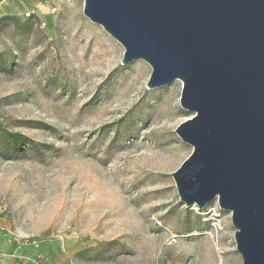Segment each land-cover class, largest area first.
Returning <instances> with one entry per match:
<instances>
[{"label":"rangeland","instance_id":"1","mask_svg":"<svg viewBox=\"0 0 264 264\" xmlns=\"http://www.w3.org/2000/svg\"><path fill=\"white\" fill-rule=\"evenodd\" d=\"M83 11L0 0V264H242L231 212L187 207L172 176L183 82L149 89Z\"/></svg>","mask_w":264,"mask_h":264},{"label":"water","instance_id":"2","mask_svg":"<svg viewBox=\"0 0 264 264\" xmlns=\"http://www.w3.org/2000/svg\"><path fill=\"white\" fill-rule=\"evenodd\" d=\"M84 14L152 67L149 89L183 82L193 147L172 173L181 202L230 211L242 264H264V0H84Z\"/></svg>","mask_w":264,"mask_h":264},{"label":"trees","instance_id":"3","mask_svg":"<svg viewBox=\"0 0 264 264\" xmlns=\"http://www.w3.org/2000/svg\"><path fill=\"white\" fill-rule=\"evenodd\" d=\"M3 19L5 18H0V21ZM8 138H9L11 145L14 148H20L28 142V137L18 132H15V133L10 132L8 134Z\"/></svg>","mask_w":264,"mask_h":264},{"label":"bare ground","instance_id":"4","mask_svg":"<svg viewBox=\"0 0 264 264\" xmlns=\"http://www.w3.org/2000/svg\"><path fill=\"white\" fill-rule=\"evenodd\" d=\"M163 164H164V161L162 160ZM169 162V161H168ZM166 163V162H165Z\"/></svg>","mask_w":264,"mask_h":264}]
</instances>
